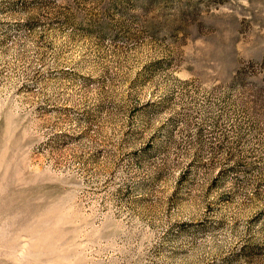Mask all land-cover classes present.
<instances>
[{
  "label": "rangeland",
  "instance_id": "obj_1",
  "mask_svg": "<svg viewBox=\"0 0 264 264\" xmlns=\"http://www.w3.org/2000/svg\"><path fill=\"white\" fill-rule=\"evenodd\" d=\"M0 264H264V0H0Z\"/></svg>",
  "mask_w": 264,
  "mask_h": 264
}]
</instances>
